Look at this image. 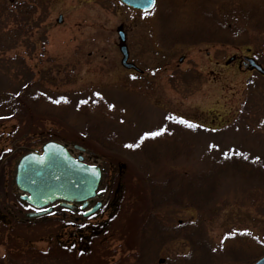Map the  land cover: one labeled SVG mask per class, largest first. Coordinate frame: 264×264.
Segmentation results:
<instances>
[{"label":"rangeland","instance_id":"374dc122","mask_svg":"<svg viewBox=\"0 0 264 264\" xmlns=\"http://www.w3.org/2000/svg\"><path fill=\"white\" fill-rule=\"evenodd\" d=\"M263 14L264 0H157L149 12L119 0H0V117L9 112L6 98L34 95V130L59 136L75 158L102 169V206L79 222L100 224L107 264L133 261L140 247L134 228L146 217L148 195L129 145L144 133H159L160 150L175 157L161 166L175 170H202L211 148L241 145L264 155V76L246 65L253 58L264 68ZM120 27L138 71L122 66ZM214 203L156 213L168 229L201 222L214 247L240 248L254 264L264 256V185L227 181ZM73 232L66 230V241L77 240ZM146 236L147 259L174 264L192 256L174 235L157 244ZM39 238L31 261L17 264H36L35 253L50 248L49 238ZM232 261L221 264H238Z\"/></svg>","mask_w":264,"mask_h":264},{"label":"trees","instance_id":"16d2710c","mask_svg":"<svg viewBox=\"0 0 264 264\" xmlns=\"http://www.w3.org/2000/svg\"><path fill=\"white\" fill-rule=\"evenodd\" d=\"M260 24L258 23V28L263 29L264 14ZM18 99L19 104L26 102L23 97L19 96ZM17 114L26 119L33 118L31 107H19ZM157 139L160 138L157 136L147 137L143 140L140 138L134 144L138 146L129 149L130 155L133 156L130 161L139 168L142 180L147 187L148 210L143 222L139 223L137 229L134 228L136 231L134 236L139 238L140 247L136 248L132 254L134 260L124 264L165 263L161 259L159 261L147 259L148 256L144 249V244L148 241L146 235L152 237L154 244H157L159 240L162 243H167L174 237L190 244L192 256L190 258L184 256L181 262L173 261L174 264H221L225 259H233L232 262L238 264L249 263L250 259L245 258L246 253L240 248H237L236 252V250L224 251L214 247L201 222L194 227H185L184 224H180L178 227L168 229L156 212L169 206L193 208L199 211H206L208 208L211 210L215 205L214 202L217 201L220 187L230 180L241 179L264 185V155L252 154L243 149L241 145L228 148L226 152H220L218 148H211V155L207 158L206 165L202 170L197 173L189 170L177 169V171L171 165L161 166L164 160L173 159L174 161L175 157L171 156L172 154L169 156L170 153L163 154L160 146L155 142ZM110 143L117 145L113 138ZM212 150H214L213 153ZM46 228L44 225L39 228L41 232L39 234L42 236L39 235V239L47 240L49 238L52 244L48 250L35 253L37 257L32 260L36 264H107L106 258L109 257L107 246L103 247L104 252L99 249L103 246L101 242L103 231L99 223L83 221L79 225L72 223L62 229L56 224H50L48 235L46 232L44 233ZM72 228L76 231L77 241L67 242L61 233L64 229ZM68 248H70L69 251H67ZM140 248L142 249L140 250ZM45 258L50 260H45Z\"/></svg>","mask_w":264,"mask_h":264},{"label":"flooded vegetation","instance_id":"af4514ba","mask_svg":"<svg viewBox=\"0 0 264 264\" xmlns=\"http://www.w3.org/2000/svg\"><path fill=\"white\" fill-rule=\"evenodd\" d=\"M16 102L11 96L6 98L2 106L9 107V112L0 117V264H17L18 259L30 262L29 251L33 246V238L41 233L38 230L41 225L47 227L48 235L50 224L62 229L67 224L79 223L83 214L93 206L82 210L80 205L68 208L57 202L37 208L23 198L24 193L16 183L20 160L28 154H41L46 144L60 143V138H51L44 130L36 132L32 118L26 119L17 114L16 109L25 107V104L19 106ZM30 107L31 102L25 108ZM66 213L73 214L74 220L67 221ZM75 234L73 232L72 236ZM61 236L66 237L65 229Z\"/></svg>","mask_w":264,"mask_h":264},{"label":"water","instance_id":"95a60500","mask_svg":"<svg viewBox=\"0 0 264 264\" xmlns=\"http://www.w3.org/2000/svg\"><path fill=\"white\" fill-rule=\"evenodd\" d=\"M123 4L141 12L154 9L156 0H120ZM59 18L58 22H61ZM122 66L126 69H137L129 62V51L126 45V34L120 27L117 30ZM183 59L181 58L180 61ZM248 64L264 76V69L253 59H247ZM83 150V148H80ZM93 155V154H92ZM94 156V155H93ZM97 158V156H94ZM82 157L74 160L67 147L48 143L42 154H30L22 158L17 169L16 183L25 194L28 202L37 208L60 202L68 208L80 204L81 209L88 207L89 203L100 196L97 193L102 171L98 166H89L82 162ZM101 207L98 202L85 216L95 213ZM254 264H264V257Z\"/></svg>","mask_w":264,"mask_h":264},{"label":"snow or ice","instance_id":"6c2138e0","mask_svg":"<svg viewBox=\"0 0 264 264\" xmlns=\"http://www.w3.org/2000/svg\"><path fill=\"white\" fill-rule=\"evenodd\" d=\"M182 123H187L186 121H181ZM189 126H192V125H189ZM156 135H159L158 132H146L143 134V136L141 137V140H143L144 138H147V137H155ZM138 145H129V147H136Z\"/></svg>","mask_w":264,"mask_h":264}]
</instances>
